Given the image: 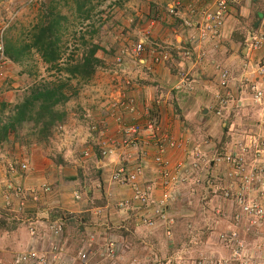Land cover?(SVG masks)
I'll use <instances>...</instances> for the list:
<instances>
[{
  "label": "crops",
  "instance_id": "crops-1",
  "mask_svg": "<svg viewBox=\"0 0 264 264\" xmlns=\"http://www.w3.org/2000/svg\"><path fill=\"white\" fill-rule=\"evenodd\" d=\"M175 1L177 0H149L146 4L148 6L146 13L148 20L145 25L144 22L140 25L141 20L136 9L132 11V14L126 16L127 24L125 26L127 28L124 31L131 37H139V42L144 41L145 51L139 58L126 55L123 64L117 65V71H112L115 76L112 78L115 85L109 96V103L104 104L102 110L91 115L90 110L80 108L76 112L78 118L75 119L76 123L73 126H70L69 123L59 126L56 133V136L60 134V138L62 137L58 141L60 148L57 149H61L59 153L55 149L51 154L46 148H42L43 150L38 154L39 157H31V171L28 174L21 173L12 176L10 170L6 172V175L0 173V213L13 211L12 218L15 222L18 224L22 222L28 228L42 227V224L48 225L53 221L64 219V234L66 232L67 235L64 242L65 248L67 250L71 248L72 252H68L72 256H76L81 251L86 252L89 255V264H125L123 261L127 260L129 251L133 254L143 255L153 253L162 259L165 252L158 248L160 236L156 232L157 228L165 226L169 219L172 220L171 224L177 225L180 222L185 224L190 221V218L177 216L174 212V216H172L170 208L176 202L180 204L181 208L186 207L185 201L190 200L195 192L193 189L194 179L190 180L187 185L178 188L174 202L169 206L167 220H158L153 228L136 227L135 215L118 207L121 200L129 199L131 196L129 190L112 182L113 173L119 166L142 164L145 170L144 183H154V179L157 177L154 148H140L137 151L123 148L120 145L113 146V143H119L122 140L123 125L131 124L136 118L140 119L142 123L148 119H157L162 124L163 129L176 139L191 140L194 144L210 140L221 149H231V141L226 146L221 147V144L226 135V127L230 128L231 124L234 123V112H227L229 115H226L229 118L225 120L223 125L222 121L224 120H220L216 115L215 108L219 105L217 97L224 94V91L218 86L219 77L216 68L220 63L225 64V67L234 66L233 61H236L234 58L238 56V54L233 53L231 57L223 60L220 54L222 51L220 49L224 47L221 44L222 41L226 45L232 43L231 40L237 23L236 15L228 20L225 37L220 43L215 46L204 47L209 54L208 59L204 61H197V58L182 59L177 47L185 46L188 35H186L180 22L167 14L166 11L167 5ZM178 1L182 2L184 7L191 2V0ZM233 12L235 13L236 10ZM114 14V19L121 21L120 13ZM152 14L156 15L158 21L150 20ZM123 21L122 24L124 25ZM122 24L120 23L118 28H122ZM118 28L114 30L112 28V31L115 33ZM113 36L111 35V37ZM140 36L144 37L141 38ZM235 44L242 45L240 47L242 55L244 45L242 43ZM158 46L170 50L174 56L170 62L155 63ZM102 59L105 64L106 59ZM182 73L183 76L192 81V89H177L182 84ZM241 87L242 85L235 78L230 91L232 97L230 104L238 99V101H234L235 106L233 107H239L240 110H243L242 108L248 101V96L242 92ZM121 96H124L121 98L122 104L118 102L113 104L117 109L111 110V115H106L110 112L106 105H111L114 98ZM7 99V95H4L2 102ZM132 101L137 107L135 113L137 116L129 114L126 109L131 106ZM256 108L258 111L257 106ZM230 110H232V105ZM147 113H149L148 116ZM257 115L260 122L261 114L260 116L259 113ZM118 117L121 119L120 122H117ZM86 126L90 128L88 132L84 130ZM222 126L223 129L221 130ZM68 130L71 132L69 133ZM54 140L55 138L52 142ZM37 146L39 147L41 144H36L35 150L38 148ZM105 146L113 149L112 155L103 157L102 148ZM6 152L11 155L6 161L8 165L11 161L18 160L26 163V160H30L29 155L25 157V151L21 150L19 145L14 151L7 150ZM86 152L89 153V156L85 155ZM13 154H16L15 158L12 156ZM22 154L24 157H21ZM211 156L212 154L209 152V158ZM166 157H169L174 164L188 162L191 159L183 151L174 150L169 151ZM58 158L62 160H57ZM9 182L23 187L24 191L28 192L26 197L20 196L18 193H9L6 190V185ZM43 186H49L51 191L43 192L40 189ZM35 193L38 196L37 200H34L36 198L33 199ZM15 195L18 197L17 199ZM76 195L80 198L77 199ZM14 205L16 210H8L14 209ZM178 217L181 218L178 219ZM13 221L9 223H13ZM9 223H6V227L1 233L6 239H12L13 235H19L18 232H20V229H15L14 224ZM26 223L28 224L26 225ZM189 227L192 226L189 225ZM26 228L21 231V235L26 240L21 249L27 245L29 247L36 245L33 240L31 244L29 230ZM195 236L196 233L193 231L191 237L195 238ZM48 243L45 241L43 246H47ZM144 243H148L150 246H146L147 251L142 249L140 252H136L135 247ZM111 246L116 248V257L114 258L108 255V248ZM178 247L175 252L177 262L172 264H187L184 257L190 251L186 247ZM206 249L211 251L210 246H207ZM174 250H169L168 256ZM219 251L222 252L221 256L224 251L223 249H219ZM195 253L200 254L203 251L197 249ZM198 257L199 255L195 258ZM146 258H148L149 264H153L151 261H155L149 255ZM74 264L82 263L75 259ZM128 264H133V261Z\"/></svg>",
  "mask_w": 264,
  "mask_h": 264
},
{
  "label": "built area",
  "instance_id": "built-area-1",
  "mask_svg": "<svg viewBox=\"0 0 264 264\" xmlns=\"http://www.w3.org/2000/svg\"><path fill=\"white\" fill-rule=\"evenodd\" d=\"M202 2V0H195ZM249 0H209L207 3L196 4L189 7L190 17H181L183 27L188 32L189 48L178 47L181 58L192 59L197 50L204 45H218L228 26L235 6ZM263 3L264 0H259ZM180 3L170 6L169 14L179 16L178 8ZM10 27L8 24L0 32V65L5 59V32ZM145 44L140 42L133 53L139 57L145 50ZM248 62L244 68L252 69V72L244 74L242 92L248 96L251 105L259 107L261 118L259 130H244L237 133L231 139V149L219 150L210 140L194 144L191 140L176 139L163 129L162 124L157 120L148 119L144 123L137 121L132 125L123 126L122 140L113 143L116 147L138 149L154 148V163L157 168V177L154 183H144V168L142 164L132 166H119L112 176V182L130 191L129 199H123L118 207L135 215L136 227H155L158 220H167V213L170 204L174 201L176 191L195 177L196 184H200L207 173L218 175L217 181L225 183V196L232 197L233 201L240 209L241 215L245 218L244 230L238 227L231 231L219 234L218 240L224 256L202 255L193 264H264V11L254 36L247 40ZM172 54L166 51L155 56L156 64H164L172 59ZM205 56H199V61H204ZM231 67L218 68L219 85L224 94L218 97L219 105L215 108L217 116L222 115L231 99L233 73ZM183 76V73H182ZM182 84L178 90L192 89V81L186 76L181 77ZM122 104V102H118ZM130 107L126 109L130 113H136V105L132 101ZM149 113H147V116ZM137 116V114H136ZM118 118L117 122H120ZM241 132V131H240ZM112 148H102L103 157L113 154ZM183 151L190 161L174 164L169 157V151ZM209 152L212 156L209 158ZM89 156L87 152L85 154ZM16 164L10 165L12 173L17 171ZM22 172H28L29 166L22 163L19 166ZM219 184H213L214 193L219 189ZM48 191L49 188L44 186ZM9 189H12L9 186ZM76 198L80 197L76 195ZM152 207V208H151ZM143 212V213H142ZM242 217V218H243ZM241 224V217H238ZM64 219L53 221L49 225L50 232L45 238L37 232L35 227L31 228V237L36 245L28 249L20 256L16 264H61V257L65 255L67 249L62 244L64 234ZM244 233L245 236L242 235ZM253 233L255 238L261 239L255 249L250 248V244L245 237ZM168 236H172L170 230ZM48 241V245L38 248L37 244ZM109 255L116 257V248H108ZM82 264H89V255L81 251L75 258Z\"/></svg>",
  "mask_w": 264,
  "mask_h": 264
},
{
  "label": "rangeland",
  "instance_id": "rangeland-1",
  "mask_svg": "<svg viewBox=\"0 0 264 264\" xmlns=\"http://www.w3.org/2000/svg\"><path fill=\"white\" fill-rule=\"evenodd\" d=\"M48 1L50 0H0V32L8 24H10V27L6 29V32H8L7 37L9 40L11 39L16 43H18L19 41L20 43L29 42L28 36L22 33L30 32L31 27L37 23L41 4ZM147 2H149V0H103L102 9L105 11V14L101 16H95L94 20L86 22L83 25L80 22L75 21L71 16V20L73 23L64 41L66 43V51L64 52L63 56L64 60H70L74 54H77L75 58H78L83 54L85 49V47H83L82 45L81 39V37L83 36H87V39L90 42H93L95 44H102V48H104L105 51L107 50L108 54L104 53L105 51H100L98 53V57L101 59L105 58L106 62L103 67L99 69L98 74L91 82L79 83L77 80H74L71 83L74 87L79 88V93L77 97L75 96L72 101L64 106V111L69 114L67 123L65 124L68 125L69 123L70 126H73L76 123L75 119L78 118L76 112L80 108H84V110H90L89 113L93 115L92 113L102 110L104 108L103 105L107 102L109 103V96L112 93L111 91L113 86L115 85L112 79L115 76L112 71H117V64L114 61V57L116 55L118 56L122 49L131 48V46L133 45L136 46L140 40L139 37H131L124 31L127 28L125 26V24H127L126 16L128 14H132V11L136 9L137 15H139V18L141 20L140 25H142V22H144L145 25L148 20V14H146L148 11V6L146 5ZM247 7L248 8L243 12L244 16L239 17V23L235 25V31L237 33L243 32L245 38L251 39L254 36L251 27L253 22H255L256 20V13L260 10L258 2L255 3L253 0L250 1V4H248ZM114 13H120L121 21H117L116 19H114ZM150 20L158 21L155 14H152ZM122 21L124 22V25L122 24ZM120 23L122 24V28H118ZM91 26H94V29H90ZM108 28H111V30L109 31H112V28L113 30L118 28V30L115 33L113 31V33H105V30H108ZM90 30L95 31L96 34L90 33L89 35H87V32ZM111 35L114 36L111 37ZM140 37L143 38L144 36ZM222 46L224 47L220 49L222 50L220 51V54L223 57V60L231 57L233 53H236V55L238 54V56L234 58L236 61H233L234 66H232L231 68L234 69L235 78L239 83H241L243 75L245 73L252 72L251 69L246 70L244 68V65L248 62V60L241 55L240 47H242V45H236L235 43L226 45V43H222ZM111 50H113L114 52H112ZM110 51L111 54H109ZM3 71L5 75L4 77H0V103H2L4 95H7L9 101L12 102L13 105H15L25 97H27L32 90L40 87L45 82H51L55 80V72H49L41 57L35 52H32L30 56L23 59L21 63H6ZM62 76L63 75H61V77ZM66 77V75L63 76V78ZM121 98H124V96H121L120 98H114V102H110L111 105H106L110 111L106 113V115H111V110L117 109L113 104L120 102ZM234 101H238V99H235ZM234 101L232 102V104L227 105V107L223 110L222 115L218 116L220 120H224L222 121L223 125L225 120L229 118L227 117V115H229L227 114V112H234V123H232L230 126L228 136L230 138H233L235 134H242V131L244 130L257 131L259 128V118L257 114L259 113L260 116L261 110L258 108V112L256 106L251 105L249 101H247L246 105H244V108H242L243 110H240L239 107H233L235 106ZM231 105L232 110H230ZM1 109L2 107H0V112ZM28 128L30 127H27V129ZM89 129L90 128L86 126L84 130L85 132H88ZM222 129L223 126L221 127V130ZM68 131L69 133L71 132V130ZM61 138L60 134L55 136V140L54 142H52V146L47 147L46 150L49 153L53 154V151L56 149L59 153L61 149L57 148H60V146L58 145V141ZM32 141L34 142L33 146H36L38 139L34 137L32 138ZM39 143L40 142H38L37 144ZM10 146L6 144L2 148H0V169L2 170L0 173H2L3 175H6V172L8 171V164L6 161L11 155H8L9 153L6 151L9 150L11 152ZM220 151L223 152L224 149H221ZM24 155L25 157H27L29 154L25 151ZM12 156L15 158L16 154H13ZM21 157H24L23 154ZM87 161L89 160L87 159ZM217 178L218 175L216 176L213 175V173H207L204 180L200 184L193 187V189L195 190L194 195L190 197V200L185 201V203L187 204L186 207L181 208L180 204H177L176 202L172 205V208H170V210H172V216H174V214L177 216H184L186 219L190 218V221L187 223L183 222L185 224H182L180 222L177 225L175 223L171 224L172 220L169 219L165 226L157 228L156 232L160 236L158 241V248L165 252L164 258L161 259L160 256L153 253L143 255L139 253L133 254L131 251H129L128 258H126L127 260L123 262L125 264H128L130 261L131 263L133 261V264H149V260L148 258H146L149 255L152 257V259L155 260L151 261L153 264L176 263L177 261L175 259V252L176 249L179 248L178 246H180V248L186 247L190 251V253L185 254L184 257L185 263L187 264H193L202 255L220 256L222 252H220L219 249L222 250V246L220 245L218 240L219 234L231 231V228L235 229L234 227L238 226L239 230H244L246 220L241 215L238 206L234 202H232V197L225 196V183H223V181H217ZM217 183L219 184V189L216 193H214L212 186L213 184ZM9 184L12 183L9 182ZM15 198L17 199L18 197L15 195ZM8 210H16V206L14 209ZM0 215V220H5V223H9L14 220L12 218L13 211H6L4 213H0ZM239 216L241 217V224L238 223ZM179 218L181 217H178V219ZM9 224H14L15 229H20V232H18L19 235H13L12 239H6L1 235L4 230H0V264H14V259L17 257L18 253H22L29 248V246L27 245L24 249H21L26 241L21 235V231L26 227L28 228V226L25 227L22 222L18 224L15 222V220L13 221V223ZM27 224L28 223H26V225ZM49 225L50 224H42V227H37V229L41 231V236H44L45 234H48L50 232ZM189 225L192 227H189ZM168 230H170L172 236L167 235ZM193 231H195L196 233L195 238L191 237ZM189 235H191V238L188 237ZM242 235L245 236L244 233H242ZM65 238H67L66 232L62 240V244L64 246ZM61 239L62 238H59V240ZM245 239L250 244V248L253 249L257 247V244L259 242H261V239L259 240L255 238L253 233H249V236L247 235ZM30 241L32 244V240ZM146 246L150 247L148 243H144L140 246L135 247V251L140 252V250L142 249H144V251H147ZM207 246L211 247V251L206 249ZM197 249H202L203 253L196 254L195 251ZM169 250H174L173 253L175 254L169 253L170 256H168ZM68 251L72 252L71 248H69L66 251L65 255L61 257L60 263L72 262L71 264H74L76 256H72ZM198 255L199 257L196 259L195 257H197ZM224 255L225 254L223 253L221 256ZM53 264H57V261H54Z\"/></svg>",
  "mask_w": 264,
  "mask_h": 264
},
{
  "label": "trees",
  "instance_id": "trees-1",
  "mask_svg": "<svg viewBox=\"0 0 264 264\" xmlns=\"http://www.w3.org/2000/svg\"><path fill=\"white\" fill-rule=\"evenodd\" d=\"M102 5L103 0H50L41 4L37 23L31 27L30 32L22 33L28 36L29 42L16 43L8 39V32L5 33V61L21 63L23 59L35 52L41 57L47 70L55 72V80L45 82L32 90L17 104L13 105L9 99L1 103L0 148L7 144L11 145L10 150L14 151L19 145L29 154L30 160H27L29 166L32 162L31 157H39L38 154L43 150L42 148L50 147L59 126L67 122L69 114L64 111V106L79 93V88L71 83L74 80L79 83L91 82L104 65V60L98 57L100 51H105L102 44L90 42L87 36L81 37L85 49L80 57L75 58L77 54H74L70 60L63 58L66 51L65 37L73 23L71 16L83 25L94 20L95 16L105 14ZM260 19L261 13L257 12L251 30L255 29V24ZM90 29H94V26ZM109 30V28L105 30V33ZM90 33L96 34L95 31L90 30L87 35ZM246 41L247 38L244 37L243 32L235 31L232 43H242L246 46ZM167 51L170 52L168 49ZM164 52L165 49L159 48L157 55ZM104 53L108 54L107 50ZM61 75L67 77L63 78ZM27 127L30 128L27 129ZM229 129V127L225 129L226 135L221 147L231 141L227 133ZM34 137L41 143L36 150L32 141ZM5 227V220H0V230H4Z\"/></svg>",
  "mask_w": 264,
  "mask_h": 264
},
{
  "label": "clouds",
  "instance_id": "clouds-1",
  "mask_svg": "<svg viewBox=\"0 0 264 264\" xmlns=\"http://www.w3.org/2000/svg\"><path fill=\"white\" fill-rule=\"evenodd\" d=\"M209 0H204V3H207ZM250 1L251 0H249V1H246V2H242V3H240V4H238L237 6H235V8H234V10H236V12L234 13V12H232L231 13V17H230V19L234 16V15H236V19H237V23H239V17H243L244 16V14H243V12L248 8L247 6H248V4H250ZM255 3H257L258 2V4H259V10L260 11H258V12H260L261 13V18H262V16H263V11H264V6H263V3L262 2H260L259 0H253ZM175 3H180V5H179V8H178V12H179V16H172V15H170L169 14V9H170V6L172 5V4H175ZM201 3H203V0H202V2H198V1H195V0H191V2L190 3H188L187 4V6H183L182 5V2H180V1H175V2H173L172 4H170V5H167V9H166V11H167V14H169L171 17H173V18H175L176 20H178L179 22H180V24L182 25V27H183V22H182V20H181V17H190V11H189V7L191 6V5H197V6H199ZM261 20V19H260ZM260 20H258L257 22H256V24H255V29H253L252 30V32L254 33L256 30H257V27L259 26V22H260ZM236 23V24H237ZM184 28V27H183ZM185 29V28H184ZM236 29V28H235ZM185 32H186V35H188V32L185 30ZM235 33V32H234ZM188 37V36H187ZM223 39V38H222ZM221 39V40H222ZM188 40V39H187ZM248 40V39H247ZM4 42H5V40H4ZM144 42V41H143ZM247 42V41H246ZM140 43V42H139ZM138 43V44H139ZM220 43V42H219ZM223 43V41L221 42V44ZM137 44V45H138ZM137 45L136 46H134V48H136L137 47ZM208 45H210V44H208ZM208 45H204L203 47H201V49L200 50H197V52H195V55L193 56V58L192 59H195V58H197V61H198V57L199 56H205V58H204V60H206V59H208V56H209V54H207V52H206V50L204 49V47L205 46H208ZM246 46H247V43H246ZM246 46H244L243 48H244V51L246 50V54H244V51L242 52V55H243V57L244 58H246V59H248V57H247V47ZM159 48H163V49H165V52L167 51V49L166 48H164V47H162V46H158ZM190 47V45H189V42L187 41V43L185 44V46H183V48H189ZM134 48H127V49H122L121 50V52H120V54L117 56H115L114 58H115V62H116V64L117 65H122L123 64V61H124V58L126 57V55H128V56H136L134 53H133V50H134ZM145 48V47H144ZM178 48V47H177ZM182 48V47H181ZM159 50V49H158ZM145 51V50H144ZM143 54V53H142ZM141 54V55H142ZM162 53H160V55H161ZM171 54V53H170ZM140 55V56H141ZM139 56V57H140ZM173 56V55H172ZM137 57V56H136ZM139 57H137V58H139ZM174 57V56H173ZM172 57V58H173ZM209 59H210V57H209ZM172 60V59H171ZM170 60V61H171ZM170 61H168V62H170ZM168 62H166V63H168ZM6 63H8V61H5V59H4V63H3V65H0V77H4V75H5V73H4V71H3V68H4V66H5V64ZM218 68H221V69H224L225 68V64H223V63H220V65L219 66H217ZM228 67V66H227ZM217 69V68H216ZM246 69V68H245ZM251 68H249V70H250ZM231 70V72L233 73V79H232V83H233V80L235 79V76H234V69H230ZM251 71H252V69H251ZM217 73L219 74V71H217ZM243 78H244V75H243ZM243 78H242V80H241V83H240V85H242V87L244 86V84L242 83V81H243ZM218 83V82H217ZM193 85V84H192ZM192 85H191V87H192ZM218 86H220L219 85V83H218ZM231 86H232V84H231ZM241 87V88H242ZM220 88V87H219ZM223 90V89H222ZM220 95H223V94H220ZM219 95V96H220ZM218 96V97H219ZM218 97H217V100H218ZM231 101H232V97H231V99H230V101L228 102V105L231 103ZM259 108V107H258ZM137 110V109H136ZM128 111V110H127ZM129 112V111H128ZM129 114H133V115H135L136 116V114L135 113H130L129 112ZM119 118V117H118ZM155 120H157V119H155ZM137 121H139V122H141V120L140 119H138V118H136V120L134 121V122H132L131 124H128L129 126L130 125H132V124H134V123H136ZM124 126V125H123ZM125 126H127V125H125ZM260 126V125H259ZM258 130H259V128H258ZM257 130V131H258ZM252 131H254V130H252ZM256 131V132H257ZM140 148H143V146L142 145H140L139 147H138V149H133V150H139ZM219 148V147H218ZM128 149H131V148H128ZM219 150H221V148H219ZM87 153V152H86ZM221 153H224V151L223 152H221ZM22 163H24V162H19L18 160H16V161H11L10 163H9V165H8V170H10V165L11 164H16V165H18L17 166V171H16V173H12L11 172V170H10V172H11V175L12 176H16L17 174H28L30 171H31V168H30V166H29V164L26 162L25 164H27L28 166H29V168H30V170L28 171V172H22L20 169H19V166L22 164ZM194 179V186H196L197 184H196V182H195V177H193V178H191L190 180L192 181ZM12 184H8V185H6V190L9 192V193H18V195H20V196H25L26 197V195L28 194V192L27 191H24V188L23 187H20V186H18V185H14V183L13 182H11ZM189 183V182H188ZM187 185V184H186ZM9 186H11L12 187V189H9ZM48 188H49V190L47 191L45 188H44V186L43 187H41L40 189H42V191L43 192H50L51 191V188L49 187V186H47ZM34 198H36V199H34ZM33 199L34 200H37L38 199V196L36 195V193H35V195L33 196ZM174 202V201H173ZM172 202V203H173ZM240 210V209H239ZM31 228L32 227H30L29 228V235H30V240H33L32 239V237H31ZM36 228V230H37V232H39L40 234H41V232H40V230H38L37 229V227H35ZM49 234V233H48ZM45 236H46V234L44 235V236H42V237H44L45 238ZM44 242H45V239H44ZM44 244V243H43ZM37 246H38V248H41V247H43V245H42V243H39V244H37ZM46 247V246H45ZM31 247H29L28 249H30ZM27 249V250H28ZM26 250V251H27ZM26 251H24V252H22V253H18V255H17V257H16V259H15V261H14V264H16V262H17V260H18V258L20 257V256H22ZM80 253V252H79ZM79 253H77V255L79 254ZM76 255V256H77ZM109 255V254H108ZM110 256V255H109ZM111 257V256H110ZM113 260V259H112ZM80 262V261H79Z\"/></svg>",
  "mask_w": 264,
  "mask_h": 264
},
{
  "label": "water",
  "instance_id": "water-1",
  "mask_svg": "<svg viewBox=\"0 0 264 264\" xmlns=\"http://www.w3.org/2000/svg\"><path fill=\"white\" fill-rule=\"evenodd\" d=\"M244 54H246V50L244 51Z\"/></svg>",
  "mask_w": 264,
  "mask_h": 264
}]
</instances>
